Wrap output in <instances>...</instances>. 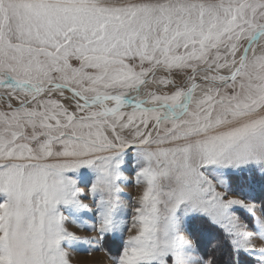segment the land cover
<instances>
[{"label": "rangeland", "instance_id": "374dc122", "mask_svg": "<svg viewBox=\"0 0 264 264\" xmlns=\"http://www.w3.org/2000/svg\"><path fill=\"white\" fill-rule=\"evenodd\" d=\"M262 30L264 0H0V264H169L191 216L262 243Z\"/></svg>", "mask_w": 264, "mask_h": 264}, {"label": "trees", "instance_id": "16d2710c", "mask_svg": "<svg viewBox=\"0 0 264 264\" xmlns=\"http://www.w3.org/2000/svg\"><path fill=\"white\" fill-rule=\"evenodd\" d=\"M231 180V188H239L237 186L239 179L235 177ZM254 181L264 186V175L257 177ZM262 192L258 193L257 197L259 198L257 200L264 219V192ZM244 219L246 220L247 217ZM246 222L251 225V222ZM187 228L198 253L209 264H258L256 260L236 252L224 231L211 225L206 219L193 218L189 221Z\"/></svg>", "mask_w": 264, "mask_h": 264}, {"label": "crops", "instance_id": "0c3cea01", "mask_svg": "<svg viewBox=\"0 0 264 264\" xmlns=\"http://www.w3.org/2000/svg\"><path fill=\"white\" fill-rule=\"evenodd\" d=\"M236 238V237H235ZM262 243L259 244H252V245H245L244 248H242V252L247 254L253 259H256L259 264H264V231L263 235L261 236ZM190 243L192 242L191 238L189 237ZM189 243V244H190ZM187 246V245H186ZM191 246L193 248V251H191L190 247L183 249H177L176 250V256L175 254H166V258L169 257L171 260V264H207L204 262L195 247L193 246V243H191ZM189 249L188 253L185 252V250ZM128 257V256H127ZM125 257V258H127ZM120 261L123 260V257L120 256ZM126 260L124 261V264L126 263ZM138 264V263H137Z\"/></svg>", "mask_w": 264, "mask_h": 264}, {"label": "water", "instance_id": "95a60500", "mask_svg": "<svg viewBox=\"0 0 264 264\" xmlns=\"http://www.w3.org/2000/svg\"><path fill=\"white\" fill-rule=\"evenodd\" d=\"M263 33H264V32L262 31V32L258 33L257 35H255V36L253 37V39H251V40L247 43L245 50L247 49V47H249V45L253 42V40H254L255 38L259 37V36L262 35ZM242 63H244V58H242ZM242 63H241V64H242ZM240 69H241V65L238 66V68L234 71V73H233L231 76L228 77V79H230V78H232L233 76H235V75L240 71ZM222 83H223V82H222ZM222 83H215V85H216V86H219V85H221ZM54 87L57 88V89H65V87H60V86H58V85H56V86H54ZM47 91H49V87H44V88L40 89L39 91H37V92L35 93L33 99H36L38 95H41V94H43V93H46ZM123 100H125V99H123ZM127 102H129V101H127ZM130 103H131V102H130ZM133 105H134L135 107L139 108V106H137V105H135V104H133ZM87 106H89V105H87Z\"/></svg>", "mask_w": 264, "mask_h": 264}, {"label": "bare ground", "instance_id": "6f19581e", "mask_svg": "<svg viewBox=\"0 0 264 264\" xmlns=\"http://www.w3.org/2000/svg\"><path fill=\"white\" fill-rule=\"evenodd\" d=\"M224 75V74H223ZM143 89H140L138 90L137 92L135 93H131L129 96H128V99L133 101V102H139V99L143 98L144 97V92H143ZM206 88L201 87L200 90H205ZM43 94L40 95V97L42 96ZM10 100V99H9ZM11 103V102H10ZM14 103V102H13ZM65 104H68L67 102H64ZM141 103V102H140Z\"/></svg>", "mask_w": 264, "mask_h": 264}]
</instances>
